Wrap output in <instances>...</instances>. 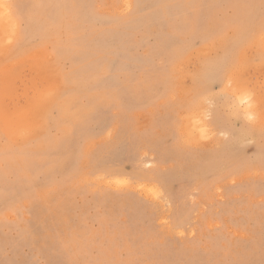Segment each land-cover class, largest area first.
<instances>
[{
  "label": "rangeland",
  "instance_id": "374dc122",
  "mask_svg": "<svg viewBox=\"0 0 264 264\" xmlns=\"http://www.w3.org/2000/svg\"><path fill=\"white\" fill-rule=\"evenodd\" d=\"M0 3V264H264V0Z\"/></svg>",
  "mask_w": 264,
  "mask_h": 264
},
{
  "label": "snow or ice",
  "instance_id": "6c2138e0",
  "mask_svg": "<svg viewBox=\"0 0 264 264\" xmlns=\"http://www.w3.org/2000/svg\"><path fill=\"white\" fill-rule=\"evenodd\" d=\"M2 7H4V5L2 3H0V8H2ZM7 7L9 9H11L14 6L13 5H7ZM128 7H129V9L131 8L130 5ZM260 33H261V39L264 40V20H262V23L260 26ZM229 72H231L233 75H235L236 78H238V79H244L247 76V73L243 69H241L235 65H232L231 67H225V68L220 69L215 75L210 77V79L214 85L218 86L219 84H222L224 82V78L229 74ZM212 90H214V89H210L209 91H212ZM44 95L50 96V95H52V93H45ZM257 108H258L259 112L261 113V115L264 116V99H261L259 101V103L257 104ZM249 119H251V117H249ZM67 127H68V131L58 138V146L59 147H63L64 145L70 143L72 138L75 136V129L72 128V126L70 124ZM260 131H261L262 138H264V121H262V123H261ZM261 170L264 171V162H262V164H261ZM261 183L264 184V181H262ZM49 195H52V194L50 193ZM22 211L23 210L16 211V215L18 217V220L20 218V214ZM29 212H30V210H29ZM2 223H4L5 225L9 224V222L6 220L2 221Z\"/></svg>",
  "mask_w": 264,
  "mask_h": 264
},
{
  "label": "bare ground",
  "instance_id": "6f19581e",
  "mask_svg": "<svg viewBox=\"0 0 264 264\" xmlns=\"http://www.w3.org/2000/svg\"><path fill=\"white\" fill-rule=\"evenodd\" d=\"M12 19H13V18H11V20H12ZM12 23H13V22H11V24H12ZM11 24H10V25H11ZM202 33H203V32H202ZM204 34H205V33H204ZM215 40H216V38H215ZM240 40H241V39H240ZM208 43H209V42H208ZM208 45H209V44H208ZM245 47H246V45H245ZM244 50H245V49H244ZM247 52H248V51H247ZM217 53H218V52H217ZM240 53H241V52H240ZM240 56H241V55H240ZM240 56H239V57H240ZM221 57H222V56H221ZM230 57H231V56H230ZM235 57H236V56H235ZM242 59H243V58H242ZM229 65H230V64H229ZM260 65H261L260 67H263L262 64H260ZM198 66H199V64H198ZM226 67H227V66H226ZM251 67H252V66H251ZM260 67L258 68V71H259ZM242 68H243V67H242ZM263 68H264V67H263ZM263 68H261L260 71H262ZM209 69H210V68H209ZM250 69H251V68H250ZM250 69H248V70H250ZM197 70H198V69H197ZM248 70H247V71H248ZM247 71L245 70L246 73H247ZM249 72H250V71H249ZM262 72H264V69H263ZM232 75H233V74H232ZM195 76H196V75H195ZM235 77H236V76H235ZM235 77H234V78H235ZM196 78H197V77H196ZM194 79H195V78H194ZM243 82H244V81H243ZM248 82H249V81H248ZM243 84H244V83H243ZM232 85H233V83H232ZM246 85L250 86L249 83L246 84ZM246 85H245V86H242V87L247 88L248 86H246ZM229 86H230V85H229ZM233 87H234V85H233ZM234 88H236V87H234ZM238 88H239V87H238ZM232 89H233V88H232ZM232 89H231V90H232ZM240 89H241V91L243 90V88H239V89H237V90L239 91ZM228 90H229V89H228ZM237 90H236V91H237ZM247 90H248V89H247ZM249 90H250V89H249ZM238 91H237V93H238ZM241 91H239V92H241ZM243 92H244V90H243ZM241 93H242V92H241ZM241 93H240V94H241ZM244 93H245V92H244ZM232 94H233V93H232ZM203 96H204V95H203ZM235 96H236V94H235ZM224 97H226V96H224ZM238 97H239V94L237 95V98H238ZM251 97H252V96H251ZM240 98H245V97H244V96H241ZM240 98H238V99L241 100ZM197 99H198V98H197ZM201 99H202V98H201ZM245 99H246V98H245ZM245 99H244V100H245ZM239 102H242V101H239ZM239 102H238V103H239ZM193 103H194V102H193ZM239 104H240V103H239ZM241 104H242V103H241ZM252 104H253V103H252ZM196 105H197V104H196ZM244 105H246V104H244ZM200 106H201V104H200ZM233 106H234V105H233ZM244 107H245V106H244ZM244 107H243V108H244ZM251 107H252V106H251ZM256 107H257V106H256ZM243 108H242V110H243ZM244 109H245V108H244ZM189 111H190V110H189ZM254 111H255V110H254ZM196 112H198V111H196ZM199 112H200V111H199ZM199 112H198V113H199ZM204 112H205V111H204ZM204 114H205V113H204ZM199 115H200V114L197 115L198 117L196 118V119H197L196 121L192 119L191 127H192L193 129L196 128V129H199V130H200V128H201V129L204 128V125H205V124H203V125H201V126H200V125L198 126V125L196 124V122L198 123V121H199L198 119H200V118H199ZM258 115H259V114H258ZM253 116H254V115H253ZM200 117H201V116H200ZM202 117H204V116H202ZM249 117H250V116H249ZM245 119L248 120V118H245ZM251 119H253V118H251ZM204 120H205V119H204ZM249 120H250V119H249ZM252 121H253V120H252ZM199 123H200V122H199ZM206 125H207V124H206ZM189 126H190V125H189ZM208 126H209V125H208ZM180 128H181V127H180ZM190 129H191V128H190ZM196 129H195V130H196ZM195 130H194V131H195ZM203 130H205V129H203ZM182 131H183V130H182ZM190 131H191V130H190ZM192 131H193V130H192ZM194 131H193V132H194ZM201 131H202V130H201ZM196 132H197V134H198V131H197V130H196ZM199 132H200V131H199ZM180 133H181V132H180ZM182 133H183V132H182ZM186 133H187V132H186ZM202 133L204 134V131H203ZM206 133H207V131H206L205 134H204L205 136L208 135V134H206ZM184 134H185V132H184ZM187 134H188V133H187ZM187 134H185V136H186ZM191 134H193V133H191ZM194 134H195V133H194ZM204 135H201L200 137L203 138ZM192 136H193V135H192ZM186 137H187V136H186ZM189 137H190V133H189ZM197 137H198V136H197ZM193 138H194V136H193ZM186 139H187V138H186ZM194 139H195V138H194ZM197 141H199V140L197 139ZM197 141H196V143H197ZM192 142H193V141H192ZM192 142H191V144H192ZM188 143H189V142H188ZM194 143H195V142H194ZM197 144H198V143H197ZM152 188H153V186H152ZM156 192H158V191L156 190ZM142 194H143V193H142ZM150 194H151V193H150ZM147 195H148V194H147ZM151 198H152V197H151ZM157 198H158V197H157Z\"/></svg>",
  "mask_w": 264,
  "mask_h": 264
}]
</instances>
